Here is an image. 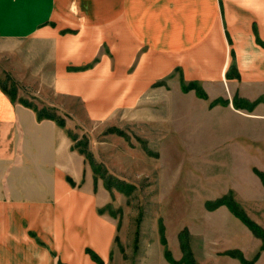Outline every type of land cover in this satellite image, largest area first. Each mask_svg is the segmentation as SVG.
I'll use <instances>...</instances> for the list:
<instances>
[{
	"label": "crops",
	"instance_id": "obj_1",
	"mask_svg": "<svg viewBox=\"0 0 264 264\" xmlns=\"http://www.w3.org/2000/svg\"><path fill=\"white\" fill-rule=\"evenodd\" d=\"M0 41L9 43L0 51L24 62L31 79L50 81L56 99L41 106L104 121L150 109L172 91L203 107L241 108L248 116L242 132L258 141L252 129L264 118V0H0ZM1 82L0 264H108L117 222L107 211V184L75 146L69 120L39 119L20 100H30L22 86L12 81L14 99ZM241 145V154L204 156L211 164L217 158L224 176L218 194L235 189L264 226V184L254 172L255 165L264 169V154ZM203 215L218 229L194 224L201 263L244 264L228 254L234 249L246 259L256 255L261 239L228 206ZM174 254H182L177 244ZM155 264L173 263L162 257ZM254 264H264V251Z\"/></svg>",
	"mask_w": 264,
	"mask_h": 264
},
{
	"label": "rangeland",
	"instance_id": "obj_2",
	"mask_svg": "<svg viewBox=\"0 0 264 264\" xmlns=\"http://www.w3.org/2000/svg\"><path fill=\"white\" fill-rule=\"evenodd\" d=\"M8 46V42L0 41V48ZM15 66L18 68L17 76L21 74L22 77L17 81L12 70ZM32 75L26 72L24 62L14 59L13 63L8 52L0 51V79L7 87L10 88L14 80L18 86H22L20 89L24 95L29 94L30 100L40 106L47 104L46 100L42 101L45 98L55 100L50 81L31 79ZM193 85L195 90L203 89L200 85ZM168 92L162 94L150 109L123 110L104 121H92L80 111V118L58 112L69 120L68 130L78 138L74 141L75 146L87 150L85 155L92 167L97 166L95 172L99 177L103 178V174H106L110 176L109 180L116 178L125 186L129 183L135 185L134 191L129 193L117 187L113 181H109V184L104 180L113 195V202L107 211L117 222L113 254L108 264L159 263L162 257L167 259L166 247L175 260L181 261L184 256L181 232L184 230L189 231L190 236L186 241L196 260L201 263L194 251V244L202 239L192 233L194 224L200 225L201 220H205L207 230L210 227L218 229L203 213L206 210L213 212L222 205L228 206L221 204L210 207L225 195L232 194L238 206L252 218L235 189L218 194L219 186L224 185L220 181L224 176L216 171L217 158L211 164L204 154H241L240 150L245 149L241 143L246 150L249 147L250 153L264 154V118L255 120L253 124L252 130H257L256 141L243 133L244 128L239 126L248 118L241 108L234 109L231 103L226 107H203L199 101L188 98V94L174 95L172 91ZM208 102L211 104V99ZM255 102H250L248 109L252 110ZM71 103L79 110L78 104ZM48 108L54 110L51 105ZM256 169L264 172L255 165L257 175ZM254 208L255 215L263 218L259 206L254 205ZM163 236L167 244L163 242ZM176 244L182 252L179 258L174 254ZM262 251L260 246L256 255L259 252L261 255ZM241 254L246 262L237 257L244 264H248L247 261L254 264L260 257L254 260L255 255L252 259H246L243 252Z\"/></svg>",
	"mask_w": 264,
	"mask_h": 264
},
{
	"label": "trees",
	"instance_id": "obj_3",
	"mask_svg": "<svg viewBox=\"0 0 264 264\" xmlns=\"http://www.w3.org/2000/svg\"><path fill=\"white\" fill-rule=\"evenodd\" d=\"M1 81V80H0ZM2 87L11 95V97H13L14 99L17 96V92L15 89V85L12 83V85H10V88L7 87V84L5 82H1ZM12 86V87H11ZM197 92H199L198 94L201 97L204 98H208V94L202 89H198L197 88ZM20 100L28 105L33 107L37 113H38V117L39 119H43V118H52L55 119L60 125L65 126L66 125V120L63 116H61L60 114H58V112L56 111L55 108H53L54 110H52L51 108H48L47 106H42L39 107L37 104L33 103L32 101H30L28 98H20ZM257 103V102H255ZM69 134L71 135V137L74 140H77V136L74 134H72V132L70 130H68ZM83 153L87 154V150L86 149H80ZM93 168L97 169V166L93 165ZM257 173L261 176L263 182H264V172L260 171L258 169ZM110 176H107L106 174H103V179L108 182L110 184V182L113 181V183H115L117 185V187H119L120 189L125 190L126 192L132 193L135 189V185L129 183V185H124V184H120L121 182L119 181V179H114V180H109ZM110 181V182H109ZM111 186V185H110ZM112 187V186H111ZM221 204H227L230 209L237 215L239 216L245 224H247L249 226V228L254 232V234L258 237H260L262 239L263 244L261 245V250H264V228L258 223L256 222L254 219H252L243 209H241L238 206V203L234 200V197L232 194L229 195H225L221 198H218L215 202H213V204L210 206L211 208L217 207ZM181 238L184 241L183 244V248H184V256L182 258L181 261H177L173 258L172 253L170 251V249L168 247H166V251H165V255L167 257V259L169 261H171L174 264H201L199 263L194 254L192 249L190 248V245L188 243V241H186V239H189V231L188 230H184L183 232H181ZM163 242L165 244H167L166 238L163 236ZM231 254L235 255V256H239L243 261L246 262V260L244 259L243 255L241 254L240 251L238 250H233L231 251ZM260 255V252L256 255L255 259L256 260L258 258V256ZM92 256L102 262V260L99 258V256L95 253L92 252ZM253 261H247L248 264L252 263Z\"/></svg>",
	"mask_w": 264,
	"mask_h": 264
}]
</instances>
